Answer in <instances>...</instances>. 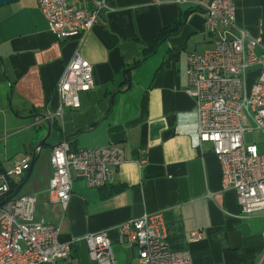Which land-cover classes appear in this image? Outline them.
Masks as SVG:
<instances>
[{"label":"crops","instance_id":"obj_1","mask_svg":"<svg viewBox=\"0 0 264 264\" xmlns=\"http://www.w3.org/2000/svg\"><path fill=\"white\" fill-rule=\"evenodd\" d=\"M93 1H103L104 7L81 42L76 37L58 41L36 0L0 5V168L31 157V147L47 130L46 121L33 115L48 116L50 132L23 184L24 194L37 195L35 219L59 226L72 242L70 264H96L83 236L101 229H107L117 264H132L137 249L121 244L118 226L156 211L162 212L169 249L189 250L192 264H264V210L238 216L235 192L220 188L211 146H195V105L184 88L188 53L212 47L202 9L208 0H67L88 9ZM235 5L236 29L259 37L256 52H261L264 0ZM177 21L178 31L152 47ZM77 47L92 65L94 87L79 93V107L60 106L56 85ZM256 74V69L248 72V85ZM249 134L245 141L263 153V135ZM63 139L72 149L119 144L125 156L107 186L88 187L72 175L65 208L47 194L51 148ZM141 148L146 162L140 167ZM193 229L203 237L190 240Z\"/></svg>","mask_w":264,"mask_h":264},{"label":"built area","instance_id":"obj_2","mask_svg":"<svg viewBox=\"0 0 264 264\" xmlns=\"http://www.w3.org/2000/svg\"><path fill=\"white\" fill-rule=\"evenodd\" d=\"M236 0H208L202 3L204 28L213 37L212 47L187 55L184 91L194 100L196 140L199 149L211 146L220 168L221 190L236 194L238 216L264 210V152L244 134L258 131L264 137V48L256 52L260 38L235 27ZM93 9L67 0H36L58 41L71 37L81 42L96 23L103 1H93ZM153 3L189 0H152ZM235 29V33L231 31ZM257 74L247 84V74ZM94 87L92 65L79 48L73 52L56 85L60 106L79 107V93ZM125 159L119 144L72 149L67 140L52 146V173L47 194L51 201L66 207L72 175L88 187L107 186ZM30 157L15 161L8 170L0 168V264H70L71 241L61 240L60 227L36 220L35 193L10 198L11 183L18 184ZM146 162L145 149H138L136 163ZM12 193V192H11ZM119 239L123 246L137 249L132 264H192L189 250H171L161 211L143 213L121 222ZM203 237L200 229L189 232L190 240ZM88 258L96 264H117L107 229L83 236Z\"/></svg>","mask_w":264,"mask_h":264},{"label":"water","instance_id":"obj_3","mask_svg":"<svg viewBox=\"0 0 264 264\" xmlns=\"http://www.w3.org/2000/svg\"><path fill=\"white\" fill-rule=\"evenodd\" d=\"M14 0H0V5L2 4H7V3H10V2H13ZM35 117H39L40 119H44L46 121V124H47V130L45 132V134L31 147V157H30V161H29V165H28V168L22 178V180L16 185V187H14L12 193L9 195L8 198L18 194V192L20 191L22 185L26 182V180L28 179L30 173H31V170H32V167H33V164L38 156V153L39 151L45 146L44 142L50 132V120H49V117L44 115V114H35L33 115Z\"/></svg>","mask_w":264,"mask_h":264},{"label":"trees","instance_id":"obj_4","mask_svg":"<svg viewBox=\"0 0 264 264\" xmlns=\"http://www.w3.org/2000/svg\"><path fill=\"white\" fill-rule=\"evenodd\" d=\"M180 21H181V20H180ZM180 21H177L174 25H171V26L167 27L166 29L162 30V31L159 33L158 40H156V41L153 43L152 47H154V46H155L159 41H161L165 36H167V35H169V34H171V33H173V32L178 31L179 26H180V24H181ZM14 187H16V184L11 183V188H14ZM117 190H118V189H114V191H117ZM12 191H13V190L10 191V194H11ZM60 239H61V240H65L62 236H60Z\"/></svg>","mask_w":264,"mask_h":264},{"label":"rangeland","instance_id":"obj_5","mask_svg":"<svg viewBox=\"0 0 264 264\" xmlns=\"http://www.w3.org/2000/svg\"><path fill=\"white\" fill-rule=\"evenodd\" d=\"M44 134H45V133H44ZM44 134H43V135H44ZM41 137H42V136H41ZM244 138H245L246 141H247V140L249 141V139L251 138V135H250L249 133L246 132V133L244 134ZM34 144H35V143H34ZM41 150H42V149H41ZM42 153H43V152H42ZM43 158H44V156L42 155V156L39 158V161H41ZM26 189H27L26 186L23 185L22 188L20 189V191H19L18 193H19V194H24V193L26 192Z\"/></svg>","mask_w":264,"mask_h":264}]
</instances>
